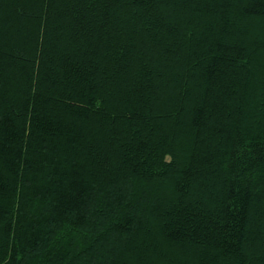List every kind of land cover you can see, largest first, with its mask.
Instances as JSON below:
<instances>
[{
    "label": "trees",
    "instance_id": "trees-1",
    "mask_svg": "<svg viewBox=\"0 0 264 264\" xmlns=\"http://www.w3.org/2000/svg\"><path fill=\"white\" fill-rule=\"evenodd\" d=\"M0 264H264V0H0Z\"/></svg>",
    "mask_w": 264,
    "mask_h": 264
}]
</instances>
